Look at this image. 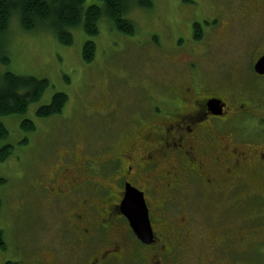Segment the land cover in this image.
Segmentation results:
<instances>
[{"label": "rangeland", "instance_id": "1", "mask_svg": "<svg viewBox=\"0 0 264 264\" xmlns=\"http://www.w3.org/2000/svg\"><path fill=\"white\" fill-rule=\"evenodd\" d=\"M150 1L148 7L140 0H126V17L134 25V34L119 32L110 19L102 16L97 25L98 34L88 35L82 27L71 29L74 41L66 45L59 42L50 21H40L34 29L27 30L21 26L16 13L8 28L0 33L2 52L8 57L7 62H0V76L10 72L49 81L42 97L33 102L25 114L0 117L9 130L7 137L0 138V148L8 144L13 146L9 157L0 160V230L5 238V247L0 248V264H33L31 261L42 257L52 261L53 255L58 256L56 261L73 264L79 260L86 262L93 256L97 247L75 241L64 229L71 209L64 202L53 205L39 199L38 179H44L42 171L52 176L53 161L49 162L48 157L59 149L61 140L71 142L74 137L72 144L82 152L86 150L83 142L89 136V142L95 147L91 149L97 151L107 137L116 134V126L127 121L125 114L134 112L143 102L144 89L154 80L161 77L178 82L181 79L177 71L192 65L200 75L204 95L217 92L232 105V111H248L259 119L264 115V110H257L250 103L264 105V79L256 78L248 70L252 53L264 48V8L257 0ZM93 4L102 5V2L85 0L84 7ZM202 20L205 38L196 42L191 23ZM239 20L244 21L242 25L238 24ZM210 26L214 28L209 30ZM87 40L96 44V53L90 63L82 59ZM179 41L184 50L178 51L174 47ZM164 54L170 57L167 62ZM238 62L242 68L237 69ZM56 92L68 96L64 114L47 118L38 116V108L50 103ZM105 103L113 111L99 113ZM93 110L98 113H92ZM25 119L32 120L36 130H25L22 127ZM80 123H84L87 133L76 131ZM121 129L122 126L118 139L124 135ZM65 132H71V135ZM64 152L66 150L61 149L58 154ZM199 190L188 197L182 205L183 215H178L179 219L189 218L192 228L189 230L198 236V240L195 237L183 253L187 256V264H199L198 260L206 262L212 258L207 252L216 244L219 224L228 220L221 208L222 198ZM150 201L153 214L157 215L161 201L153 198ZM242 204L244 208L235 213L264 211V199L256 198L250 203L242 201ZM170 212L172 210L167 211L166 219L162 221L169 223L168 231L175 232L169 220ZM245 216L248 215H235L236 218H230L228 222L239 223V218ZM156 226L162 232L161 224L156 223ZM182 226L188 228L185 223ZM124 227L117 226L115 240L127 241L129 257L135 246L127 235L124 236ZM244 228L249 230V225ZM172 238H178L177 233ZM250 242L247 238L223 246L235 251L238 258L235 260L231 252L218 250L216 261L221 264H264V256L250 262L247 252ZM136 247L143 254L148 253L145 258L152 254L150 250H141L142 245ZM242 250L246 252L238 254Z\"/></svg>", "mask_w": 264, "mask_h": 264}, {"label": "flooded vegetation", "instance_id": "2", "mask_svg": "<svg viewBox=\"0 0 264 264\" xmlns=\"http://www.w3.org/2000/svg\"><path fill=\"white\" fill-rule=\"evenodd\" d=\"M256 2L264 8V0ZM201 22L203 20L191 23L196 42L205 38ZM243 22L239 20L238 24ZM212 28L210 26L209 30ZM174 47L178 51L185 49L180 41ZM263 49L253 52L248 62L249 72L260 80L264 79V74H258L254 66L264 55ZM164 57L166 62L170 58L167 54ZM183 68L177 71L181 79L178 82L160 77L150 83L144 89L143 102L134 112L125 114L127 121L117 125L116 134L107 137L97 151L92 150L95 147L87 136L83 142L86 150L80 152L77 145L72 144L73 137L71 142L61 140L59 149L48 157L49 162L53 161L52 176L41 172L44 179H38L39 199L53 205L64 202L71 209L64 224L66 232L75 241L97 247L89 260L73 264H187V256L183 253L195 237L198 240V236L189 230L192 229L189 218L179 219L178 215H183L182 205L200 188V192L222 198L221 208L223 215H228V220L219 224L216 244L207 252V256L212 258L206 262L201 259L197 263L221 264L216 261L218 250L231 252V257L236 260V252L223 246L247 238L251 240L247 251L250 258L256 262L259 256H264V211L235 213L244 208L242 201L250 203L256 198L264 199V115L259 119L248 111H232V105L217 92L204 95L197 69L192 65ZM239 68L242 64L238 62ZM172 73L175 76V72ZM213 98L223 101L221 114L214 113L208 105L209 99ZM250 103L255 109L264 110V105ZM102 107L99 113L113 111L108 103ZM121 126L124 135L118 139ZM76 131L87 133L84 123L76 126ZM67 133L71 135V132ZM61 149L66 152L59 155ZM82 153L83 158H80ZM127 185L144 194L155 234V241L151 244L137 238L129 220L120 212ZM150 198L161 201L157 215L153 214ZM179 198L182 201L179 202ZM168 210H172L168 214H171L169 220L175 232L168 231L169 223L162 221L166 219ZM235 215L248 216L239 218V223L228 222L230 218H236ZM156 223L161 224L162 232L158 231ZM183 223L188 228L183 227ZM119 225L125 226L124 236L127 235L135 246L129 257L127 241L115 240ZM246 225H249V230L244 228ZM174 233L178 238H172ZM137 245H142L141 250H150L152 254L145 258L148 253L137 250ZM245 252L238 251V254ZM57 259L58 256L53 255L54 262L43 257L31 262L63 264Z\"/></svg>", "mask_w": 264, "mask_h": 264}, {"label": "trees", "instance_id": "3", "mask_svg": "<svg viewBox=\"0 0 264 264\" xmlns=\"http://www.w3.org/2000/svg\"><path fill=\"white\" fill-rule=\"evenodd\" d=\"M102 5L93 4L84 7L85 0H0V33L4 32L13 14H18L24 29H34L40 21H50L59 42L70 45L74 41L71 29L82 27L88 35L98 34V21L102 16L110 19L115 28L124 34H134V25L126 17L128 12L126 0H99ZM150 7V0H140ZM198 26V23L195 24ZM96 53V44L87 40L83 47L82 59L90 63ZM0 42V62H7ZM49 85L47 79L33 76H18L7 72L0 76V117L14 114H25L29 106L38 101ZM68 101L67 94L56 92L50 103L41 105L37 114L40 117H52L61 114ZM25 130H36L32 120L22 121ZM9 134L6 125L0 120V138ZM13 146L8 144L0 148V160L3 161L12 153ZM5 247L3 231L0 230V248ZM249 255V260H250ZM252 260V259H251ZM250 260L251 263H253Z\"/></svg>", "mask_w": 264, "mask_h": 264}, {"label": "water", "instance_id": "4", "mask_svg": "<svg viewBox=\"0 0 264 264\" xmlns=\"http://www.w3.org/2000/svg\"><path fill=\"white\" fill-rule=\"evenodd\" d=\"M258 74H264V55H262L254 66ZM208 105L214 113L221 114L224 103L219 98L209 99ZM120 212L127 217L130 226L139 240L146 244L155 241V234L149 218V210L143 192L137 188L127 185L126 193L120 204Z\"/></svg>", "mask_w": 264, "mask_h": 264}]
</instances>
